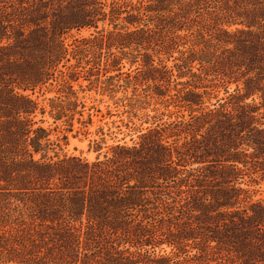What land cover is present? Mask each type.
<instances>
[{"label":"trees","instance_id":"16d2710c","mask_svg":"<svg viewBox=\"0 0 264 264\" xmlns=\"http://www.w3.org/2000/svg\"><path fill=\"white\" fill-rule=\"evenodd\" d=\"M81 78L150 125L67 154ZM262 184L264 0H0V264H264Z\"/></svg>","mask_w":264,"mask_h":264},{"label":"rangeland","instance_id":"374dc122","mask_svg":"<svg viewBox=\"0 0 264 264\" xmlns=\"http://www.w3.org/2000/svg\"><path fill=\"white\" fill-rule=\"evenodd\" d=\"M88 34V32L82 31L80 33H73L72 36L79 38L87 37ZM105 79V77L100 75L101 82H104L103 80ZM94 80L95 78L92 77L91 82ZM78 85L82 86V89L84 90L79 94L81 98H84L83 101L86 105L84 120L87 118L88 114H91L92 124L80 125L74 121L73 132L71 133H65L66 126L63 125V123L58 124L59 131L65 133L68 137V146L65 149L67 154H82V156L88 160H93L95 154L92 152L88 153V145L90 142L94 140L99 141L101 138H104V147L111 146L122 138H125V140L129 142L131 138H136L139 130H144L150 125L145 123L142 116L144 113L151 116L153 114L151 110L139 113L137 118H134L129 114H124V109L120 106L121 104L118 100L125 96H129L131 90H129L127 94H124L122 90H117L114 86L112 88L110 87V90L102 92L98 83L97 85H95V83L90 84V82L85 81L82 78L78 81ZM106 85L107 83L104 86ZM75 88L77 89V86ZM111 91L112 93H110ZM53 96V93L48 94L46 92L44 97H41L39 100H42L43 98H51ZM220 97H222V94H220ZM46 120L47 125H51V128L53 129L55 126L52 125V120L48 118H46ZM134 129L136 131H134ZM100 130H102L104 136L99 133ZM259 191L261 192V195L264 196V184L261 185Z\"/></svg>","mask_w":264,"mask_h":264}]
</instances>
